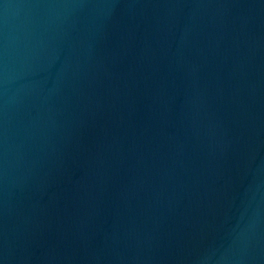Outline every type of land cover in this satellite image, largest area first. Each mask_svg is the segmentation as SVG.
I'll return each mask as SVG.
<instances>
[{"label":"water","instance_id":"water-1","mask_svg":"<svg viewBox=\"0 0 264 264\" xmlns=\"http://www.w3.org/2000/svg\"><path fill=\"white\" fill-rule=\"evenodd\" d=\"M0 264H264V0H0Z\"/></svg>","mask_w":264,"mask_h":264}]
</instances>
